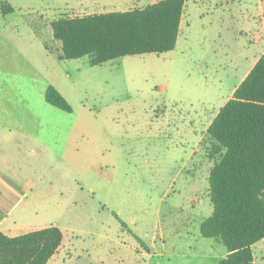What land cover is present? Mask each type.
<instances>
[{"label": "rangeland", "instance_id": "1", "mask_svg": "<svg viewBox=\"0 0 264 264\" xmlns=\"http://www.w3.org/2000/svg\"><path fill=\"white\" fill-rule=\"evenodd\" d=\"M155 1L0 0L13 7L0 10V97L35 121L47 143L36 152L50 161L17 207L34 210L36 226L61 228L66 249L49 264H216L226 255L199 231L219 156L206 129L264 52V0H185L173 50L98 65L61 59L52 35L58 16ZM48 85L70 111L46 102ZM252 250L264 264V238Z\"/></svg>", "mask_w": 264, "mask_h": 264}, {"label": "trees", "instance_id": "2", "mask_svg": "<svg viewBox=\"0 0 264 264\" xmlns=\"http://www.w3.org/2000/svg\"><path fill=\"white\" fill-rule=\"evenodd\" d=\"M185 0H157L123 11L64 15L50 23L61 41V59L89 56L98 65L127 55L173 50ZM6 8V9H5ZM2 13L12 10L1 4ZM44 98L71 107L48 85ZM212 153L208 173L212 213L199 225L204 238H219L227 252L216 264H255L252 246L264 238V52L234 88L206 129ZM58 226L8 236L0 231V264H47L62 242Z\"/></svg>", "mask_w": 264, "mask_h": 264}, {"label": "crops", "instance_id": "3", "mask_svg": "<svg viewBox=\"0 0 264 264\" xmlns=\"http://www.w3.org/2000/svg\"><path fill=\"white\" fill-rule=\"evenodd\" d=\"M72 1L75 8H82L99 0ZM2 3L0 2V10ZM11 8L10 12L13 11V7ZM58 17L53 18L49 23ZM4 102L0 97V231L8 236H16L49 225H55L36 226L33 222L35 211L29 209L28 205L17 207L18 202L26 197V193L22 192L23 187L26 186L25 189H28L34 176H37V167L49 166L50 161L44 148L40 149V152H36L37 146H45L47 143L43 139L37 138L35 121L31 120L30 122V119L25 115L20 119L19 115L11 110L8 102ZM22 227L28 228L23 232H18L23 229ZM65 249L62 237L57 252L49 259L47 264L58 255L62 256Z\"/></svg>", "mask_w": 264, "mask_h": 264}]
</instances>
